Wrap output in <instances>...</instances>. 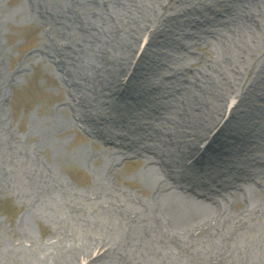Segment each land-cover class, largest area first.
<instances>
[{"label":"bare ground","instance_id":"obj_1","mask_svg":"<svg viewBox=\"0 0 264 264\" xmlns=\"http://www.w3.org/2000/svg\"><path fill=\"white\" fill-rule=\"evenodd\" d=\"M20 4L22 14L37 18L51 28L53 36L60 37L54 45L47 41L37 51L47 60L52 59L51 64L58 66L62 73L60 78L66 91L60 110L66 112V123L74 131V125L78 124L80 129L91 133L92 140H98L108 149L113 147L111 155L116 156L105 166L109 173L121 159L144 156V161L161 164L156 172L151 170L163 171L166 178L171 176V180L189 194H185L186 197L196 196L217 206L226 204L221 201L237 199L241 208L234 214L220 208L212 216L201 217L181 207L174 195L167 194L162 182L151 179H148L151 185L148 199L110 187L107 177L98 182L99 190L93 189L94 192L92 189L73 191L66 185L58 187V181L47 167L37 162L29 150L23 149L0 120V171H4L5 153L24 160V169L19 175L21 185L14 188L26 198L31 209L36 211L38 207L36 216L43 215L56 226L55 239L49 244L43 243L41 256L34 257L41 245L35 247L33 243H11L10 252L29 264H111L115 251L131 264H180L182 260L198 264H264L263 201L250 205L244 195L246 186L253 185L263 192L264 184L257 181L253 173H234L228 166L236 160L249 162L247 152L257 140L264 138L263 125L245 123L239 117L227 127L226 123L235 113H243L240 102L233 99L234 103L227 110L229 101L220 106V103L201 99L207 94H223L231 86L235 88L236 84L225 83L232 68L217 66L211 70L212 74L202 75L204 81L197 85V97L180 95V112L175 122L180 133L175 137L164 133L148 137L142 119L157 114L159 118L157 101L162 102L164 96L179 91L181 83L162 89L155 86L150 90L139 85L136 97L128 94L135 68L130 63L139 47L140 27L147 34V43L152 34H159V24L147 22V16L139 7L142 4L132 0L122 2L121 10L111 21L108 40L92 50L90 76L74 68L77 51L71 41H66V29L73 23L67 19L63 8L49 0H22ZM217 21L227 20L219 17ZM78 27L97 42L96 24L80 21ZM116 43L125 50L126 57L112 54ZM145 48L141 49L138 59ZM240 51V46H228L225 61H230L232 54ZM1 57L0 47V65ZM255 84L252 81L249 86L254 87L257 99H264V89ZM106 109L113 110V114H108ZM138 109L142 110L141 115ZM210 130L216 133L211 135ZM258 163L253 159L250 164L259 166ZM106 233L117 234L119 240L107 241L103 238Z\"/></svg>","mask_w":264,"mask_h":264},{"label":"rangeland","instance_id":"obj_2","mask_svg":"<svg viewBox=\"0 0 264 264\" xmlns=\"http://www.w3.org/2000/svg\"><path fill=\"white\" fill-rule=\"evenodd\" d=\"M49 1L61 6L67 19L73 23L66 29V41H71V46L77 51L74 68L90 76L92 50L98 43L108 40L111 21L121 10L122 2L127 0ZM133 1L142 4L139 7L147 16V22L159 24V34H152L147 43V34L141 27L139 29V47L130 63L135 68L134 78L127 88L129 96L136 97L139 85L150 90L155 86L162 89L173 87L175 82L181 83L179 91L164 96L162 102L157 101L159 118L157 114L142 119L146 136L164 133L175 137L176 133H180L175 126L180 112V95L197 97V85H202L204 81L202 75L224 65L233 69L229 70L230 77L225 83L236 84L235 88L231 86L229 91L217 96H201L202 101L223 106V103L236 99L243 113H235L226 123L227 127L241 117L245 123L259 122L264 128V99H257L259 96L254 93V87L249 86L253 81L255 87L264 89V0ZM21 2L0 0V77H3L0 83V120L3 128L10 131L22 148L29 150L37 162L47 167L58 181V187L66 185L73 191H96L99 190L98 182L107 177L110 187L148 199L151 187L148 179L153 182L159 180L166 186L167 194L174 195L181 207L201 217L212 216L220 208L228 214L240 211L237 199L221 201L226 204L217 206L205 203L196 196L186 197L188 193L183 192L171 176L166 178L163 171L154 173L161 168V164L144 161V156L121 159L109 173L105 166L116 156L111 155L113 147L108 149L98 140H92L91 133L80 129L78 124L74 125V131L66 123V112L60 110L66 91L60 78L62 73L58 66L51 64L52 59L47 60L37 51L47 41L54 45L60 37L53 36L51 28L37 18L22 14ZM34 14L37 15L35 10ZM38 14L40 16L42 11ZM219 17L227 21H217ZM80 21L96 24V43L78 27ZM160 34L166 36L163 38ZM134 40L137 42L138 38ZM230 45L240 46L241 51L233 53L230 61H225V56L229 55L226 49ZM144 47V54L138 59ZM112 54L124 58L127 53L117 44ZM106 110L108 114H113L114 109ZM137 112L141 115L142 110ZM215 133L216 130H210L211 135ZM247 155L250 163L255 159V162L259 161V166L236 160L228 165L230 171L253 173L255 179L264 184V138L257 140ZM11 156L10 153L4 154V171H0V264H29L10 252L11 243L41 245L34 254L37 258L44 252L43 243L49 244L55 239L56 226L43 215L36 216L38 207L36 211L31 209L26 198L15 190L14 186L21 185L19 175L25 162ZM244 195L248 204L255 205L261 200L264 205V191L260 192L255 186H246ZM107 234H103L107 241L119 240L117 234ZM110 263L131 264L120 258L118 251H115ZM180 264L198 263L182 260Z\"/></svg>","mask_w":264,"mask_h":264}]
</instances>
